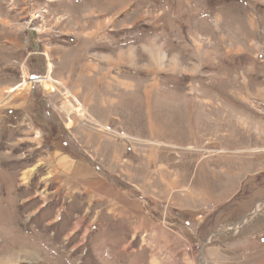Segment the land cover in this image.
<instances>
[{
    "label": "rangeland",
    "instance_id": "374dc122",
    "mask_svg": "<svg viewBox=\"0 0 264 264\" xmlns=\"http://www.w3.org/2000/svg\"><path fill=\"white\" fill-rule=\"evenodd\" d=\"M0 252L264 264V0H0Z\"/></svg>",
    "mask_w": 264,
    "mask_h": 264
},
{
    "label": "bare ground",
    "instance_id": "6f19581e",
    "mask_svg": "<svg viewBox=\"0 0 264 264\" xmlns=\"http://www.w3.org/2000/svg\"><path fill=\"white\" fill-rule=\"evenodd\" d=\"M160 59V58H159ZM38 82H41L42 84H44L45 85V87H47V89H49V90H51L52 92L54 91V84L56 83V84H59L57 81H55L51 76H47V77H45L44 78V80H43V78H38V80H37ZM37 82V83H38ZM61 84V83H60ZM22 85H20L19 87H17L16 89L17 90H19L18 88H20ZM15 89H13L12 91H14ZM73 107V106H72ZM69 108V107H68ZM80 111V113H82L83 112V108H80V109H78V112Z\"/></svg>",
    "mask_w": 264,
    "mask_h": 264
},
{
    "label": "crops",
    "instance_id": "0c3cea01",
    "mask_svg": "<svg viewBox=\"0 0 264 264\" xmlns=\"http://www.w3.org/2000/svg\"><path fill=\"white\" fill-rule=\"evenodd\" d=\"M101 201H102V200H101ZM124 210H125V211H128L127 209H125V207H124ZM126 215H130V214H126ZM3 254H4L3 252H0V256L3 255Z\"/></svg>",
    "mask_w": 264,
    "mask_h": 264
},
{
    "label": "trees",
    "instance_id": "16d2710c",
    "mask_svg": "<svg viewBox=\"0 0 264 264\" xmlns=\"http://www.w3.org/2000/svg\"><path fill=\"white\" fill-rule=\"evenodd\" d=\"M6 207V206H5Z\"/></svg>",
    "mask_w": 264,
    "mask_h": 264
}]
</instances>
